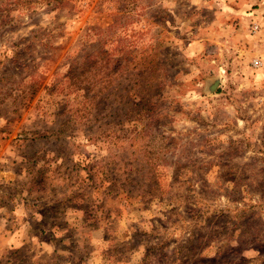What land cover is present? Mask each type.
<instances>
[{
	"label": "rangeland",
	"instance_id": "374dc122",
	"mask_svg": "<svg viewBox=\"0 0 264 264\" xmlns=\"http://www.w3.org/2000/svg\"><path fill=\"white\" fill-rule=\"evenodd\" d=\"M254 20L264 0H0V264H264Z\"/></svg>",
	"mask_w": 264,
	"mask_h": 264
},
{
	"label": "crops",
	"instance_id": "0c3cea01",
	"mask_svg": "<svg viewBox=\"0 0 264 264\" xmlns=\"http://www.w3.org/2000/svg\"><path fill=\"white\" fill-rule=\"evenodd\" d=\"M257 1H260V0H257ZM253 23H257L258 24V29L254 30L255 32L253 33L252 35V38L256 41V47L254 48L255 49V52L254 54H256L257 56L255 57L254 61L256 59L260 60L261 61V65L264 64V35L261 33V31H258L260 30V28L262 27L260 22H258V20H254ZM262 66H259L257 69H261ZM14 238H12V242L9 244H5L4 247H9V246H12V245H16L18 244V242H14L13 241Z\"/></svg>",
	"mask_w": 264,
	"mask_h": 264
},
{
	"label": "trees",
	"instance_id": "16d2710c",
	"mask_svg": "<svg viewBox=\"0 0 264 264\" xmlns=\"http://www.w3.org/2000/svg\"><path fill=\"white\" fill-rule=\"evenodd\" d=\"M91 58V60H89V58H87L86 60H85V64H84V66H82V68H83V72L85 73L86 71H88V69H90V68H93V69H95L93 66H95L96 65V62H95V60H94V58L91 56L90 57ZM80 68V66L79 65H77V66H75V67H73V66H71L70 67V71H69V74H74V72H76L78 69ZM143 72V71H142ZM85 89H87V93L88 92H91L92 90H94V89H92V87H90L89 85L88 86H85ZM109 88L108 87H103V88H101V89H99V93H95V95H93L92 97L93 98H95L97 95H99V94H101V93H104L106 96H105V98L108 96V95H110L112 92L111 91H109L108 90ZM107 90H108V92H107ZM106 105V104H105Z\"/></svg>",
	"mask_w": 264,
	"mask_h": 264
},
{
	"label": "water",
	"instance_id": "95a60500",
	"mask_svg": "<svg viewBox=\"0 0 264 264\" xmlns=\"http://www.w3.org/2000/svg\"><path fill=\"white\" fill-rule=\"evenodd\" d=\"M220 82H221L220 76H216L215 78L210 79L208 82V90L215 91L219 86Z\"/></svg>",
	"mask_w": 264,
	"mask_h": 264
},
{
	"label": "built area",
	"instance_id": "2783aa9c",
	"mask_svg": "<svg viewBox=\"0 0 264 264\" xmlns=\"http://www.w3.org/2000/svg\"><path fill=\"white\" fill-rule=\"evenodd\" d=\"M253 28H254L255 30L258 29V24L255 23V24L253 25ZM255 64H256V65H260V64H261V61L258 60V59H256V60H255Z\"/></svg>",
	"mask_w": 264,
	"mask_h": 264
}]
</instances>
